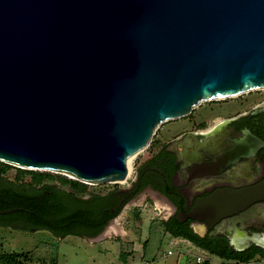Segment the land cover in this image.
Masks as SVG:
<instances>
[{"label":"water","instance_id":"water-1","mask_svg":"<svg viewBox=\"0 0 264 264\" xmlns=\"http://www.w3.org/2000/svg\"><path fill=\"white\" fill-rule=\"evenodd\" d=\"M258 88L264 0H0V161L122 178L163 121ZM263 197L222 188L181 214L212 225Z\"/></svg>","mask_w":264,"mask_h":264},{"label":"flooded vegetation","instance_id":"flooded-vegetation-1","mask_svg":"<svg viewBox=\"0 0 264 264\" xmlns=\"http://www.w3.org/2000/svg\"><path fill=\"white\" fill-rule=\"evenodd\" d=\"M235 103L239 107L225 113L218 112V106H207L205 109L211 112L209 119L208 116L188 117L183 126L169 133L139 165L128 187L116 193H101L104 197L96 198L99 203L93 209L112 211L130 194L122 207L140 197L160 199L167 203V219H176L179 215L182 219L178 223L184 230L190 228L218 247L226 243L232 252L245 255L257 250L256 256H261L264 253V197L212 225L197 221L196 226V220L181 214L199 197L218 189L241 188L264 180V97L251 99L246 104ZM113 195L119 198L117 203ZM83 198L89 199L90 195ZM105 225L86 235H98Z\"/></svg>","mask_w":264,"mask_h":264},{"label":"rangeland","instance_id":"rangeland-1","mask_svg":"<svg viewBox=\"0 0 264 264\" xmlns=\"http://www.w3.org/2000/svg\"><path fill=\"white\" fill-rule=\"evenodd\" d=\"M259 97H264V88L205 100L186 115L163 121L154 130L145 148L132 156L129 162L130 174L122 181L79 180L84 186L77 188L56 176L60 174L76 179L72 175L50 171L52 177H46L42 182L56 183L60 188L81 197H85L87 193H107L126 188L133 181L139 165L148 159L169 133L183 126L188 117L208 116L209 119L211 112L205 109L209 105L218 106V112L225 113L239 107L235 102L246 104ZM2 167L0 161V175L4 177L16 182L30 181V173H20L18 166L10 164L5 170H1ZM166 204L160 199H132L122 207L116 219L108 224L102 234L90 239L77 234L54 235L47 229L0 225V254L16 252L17 259L22 264H50L52 261L56 264H264V255L255 256L247 262L225 260L183 237L171 235L161 223L168 217ZM168 250L171 252L168 253ZM198 253L206 256L204 262L196 260ZM0 264H4L2 258Z\"/></svg>","mask_w":264,"mask_h":264},{"label":"trees","instance_id":"trees-1","mask_svg":"<svg viewBox=\"0 0 264 264\" xmlns=\"http://www.w3.org/2000/svg\"><path fill=\"white\" fill-rule=\"evenodd\" d=\"M5 170L9 163L1 161ZM20 173H30V181L16 182L0 175V210L14 208L9 212L0 213V225L12 228H34L47 229L54 235L65 236L66 234L86 235V232H96L103 228L106 222L115 216L124 202L131 194L123 199L114 210L99 209L93 207L104 197L101 193H87L89 199L60 188L56 183L42 182L46 177H52L49 170H35L19 168ZM63 181L69 182L72 186L80 188L84 183L77 179L67 178L63 175H56ZM113 193L118 192L112 190ZM114 202L119 198L113 195ZM164 229L173 236L183 237L191 241L197 247L212 253L225 260H237L247 262L253 259L257 250L242 254L240 251H230L227 244L220 247L213 242L202 238L190 228L184 230L183 226L174 218L161 221ZM264 255V253H261ZM0 258L4 264H22L17 259L16 252L1 253ZM124 259V255H122ZM50 264H56L52 261Z\"/></svg>","mask_w":264,"mask_h":264},{"label":"bare ground","instance_id":"bare-ground-1","mask_svg":"<svg viewBox=\"0 0 264 264\" xmlns=\"http://www.w3.org/2000/svg\"><path fill=\"white\" fill-rule=\"evenodd\" d=\"M144 148H145V146H144L143 148H141L140 150H142V149H144ZM140 150H138V151H140ZM135 153H136V152H135ZM135 153H134V154H135ZM134 154H133V155H134ZM133 155H131L129 158L126 159L127 174H126L124 177H122V178H117V179L110 180V181H113V182H119V181H122V180L125 179L126 176H128V175L130 174L129 162H130V159L132 158ZM114 220H115V219H114ZM109 228H110V227H109Z\"/></svg>","mask_w":264,"mask_h":264},{"label":"built area","instance_id":"built-area-1","mask_svg":"<svg viewBox=\"0 0 264 264\" xmlns=\"http://www.w3.org/2000/svg\"><path fill=\"white\" fill-rule=\"evenodd\" d=\"M171 252V250H168V253H170ZM196 260L198 261V262H204L205 260H206V256L205 255H203V254H197L196 255Z\"/></svg>","mask_w":264,"mask_h":264}]
</instances>
